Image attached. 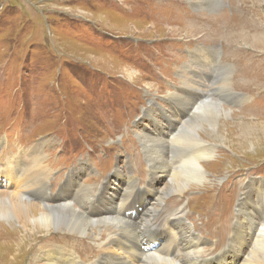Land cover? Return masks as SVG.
Instances as JSON below:
<instances>
[{"label":"rangeland","instance_id":"1","mask_svg":"<svg viewBox=\"0 0 264 264\" xmlns=\"http://www.w3.org/2000/svg\"><path fill=\"white\" fill-rule=\"evenodd\" d=\"M253 1L255 6L250 9L247 0H0V179L9 171L8 159L44 141L45 162L51 164L49 192L59 193L69 172L85 160L89 164L80 178L82 185H105L120 171L125 178L135 177L140 190L147 189L152 166L143 142L149 144L147 136L164 141L160 134L170 130V121L179 123L175 110L181 109L180 104L169 101L167 95L189 91L194 70L191 56L203 48L207 53L213 49L218 55L217 61L209 64L212 91L206 89V102L224 108L222 111L232 116L226 122L235 131L219 130L224 143L200 134L205 140L203 149L215 151L202 162L211 182L165 197L155 222L161 223L168 205L175 211L185 204L187 225L208 243L207 257L215 258V245L226 240V235H220L222 227L215 210L230 207L231 201L219 198L213 208L216 192L212 186L222 190L241 179L264 178V142L251 141L243 151L237 149L245 139L236 124L256 119L264 123V0ZM240 5H244L242 12H238ZM226 52V62L221 63ZM97 57L107 60L99 63ZM241 64L258 66L238 76L239 80H251L249 85L234 81ZM123 66L140 77L130 80L121 74ZM149 109L152 113L146 115ZM164 114L166 119L161 118ZM200 115L202 109L193 116L187 114L188 121L177 126L176 135H183L187 143L198 138L192 127L201 120ZM252 127L255 129L249 132L264 135L255 124ZM179 138L167 153L174 172L184 165L196 144H180ZM210 146L215 149L210 151ZM237 170L246 171L231 178L228 172ZM169 177L168 173L156 174V188L168 193ZM21 188L7 178L0 182V192L21 194ZM97 190L83 191L88 193V201ZM25 199L44 205L32 196ZM227 219V224L234 222L233 217ZM103 226H90L88 236L60 230L22 238L20 224L0 218V264H40L37 260L50 245L54 248L56 242L62 246L71 240L73 252L94 253L95 259H101L108 251L105 241L111 231L105 226L98 234ZM255 241L246 229L236 244L241 248L248 244L250 247L242 250L249 257Z\"/></svg>","mask_w":264,"mask_h":264},{"label":"bare ground","instance_id":"2","mask_svg":"<svg viewBox=\"0 0 264 264\" xmlns=\"http://www.w3.org/2000/svg\"><path fill=\"white\" fill-rule=\"evenodd\" d=\"M213 1L219 3L220 0ZM247 1L248 3L246 4H248L249 8H254V1ZM243 6H239L242 10H238V12L243 11ZM233 8L234 7L231 5L232 11ZM248 11V9L245 10L246 15H250ZM235 14L233 11L232 15ZM247 43H249V41ZM72 48L74 49V47ZM206 48L207 47H205V49ZM223 50H227L225 41L223 42ZM213 51L214 50L211 49V53H207V49L206 52H204L203 48L193 53L190 62L191 65L194 66V70L191 71V76L193 74V77H190V83L193 87L191 86V88H188L190 90H186L184 94L183 91L181 94L172 92L167 95L169 101L179 102L181 109L179 111L175 110L176 114L179 113L177 120L179 123L170 121V130L160 134V136L163 137L161 140L165 142L158 141L146 135L149 144L146 142L143 143H145L148 161L152 166L149 168L147 189L140 190L137 186L135 177L131 176L125 178L120 171L113 176L112 181H110L111 179L106 181L105 185L91 187L82 185L80 184V178L82 173L87 170V168H85L86 165L89 164L88 160H85L69 172L66 182L63 184L59 193L54 194L49 192L51 164H46L45 162L46 157L44 156L42 143L44 141L38 142L27 151L20 152L16 156H12V158L8 159L9 171H7V175H1L2 178L0 182L3 178H7L12 184L15 182L16 184H21L22 188L21 194L0 192V218L7 219L11 223L15 221L20 224L23 230L22 238L28 237V235L34 236L44 232L49 233L60 230H66L76 235L88 236V229L90 226L92 227V225L99 226L104 224L103 227H99L98 234H102L105 226H110L111 228L110 234L107 233V240L105 241L108 251L103 253L101 259H95L93 257L94 253L77 254L73 252L71 248L74 246L71 240L65 241L62 246L56 242L54 243V248H52L53 244L50 245L46 252L42 254L41 260H37V263L264 264V178H249L248 181L241 179L237 181L234 186L228 184V186H226V188L224 187L222 190L218 189V187L216 188V185L212 186L213 191L216 192V197L213 199V208L217 207L219 198L231 201L230 207H218L217 210H215L217 212L216 217L219 219L222 227L220 235H226V240L215 245L213 251L217 253L215 258L207 257L205 247L208 243L195 233V231L198 232L196 229L194 231L193 228H191L192 226L189 227L187 225L188 206H185V204L184 207L176 209L175 211L171 205H168L163 215L160 217L161 223L157 224L155 222L156 216L163 210L164 199L169 197L168 195L184 194L186 189L188 190L192 185L201 187L211 182V179L207 177L205 166L202 162L212 157L215 151L207 153V150L203 149V145H205L203 141L205 140L201 136L202 133L206 134L205 137L217 138L224 143L219 130L223 129L224 132L226 128L227 132H229V129L232 128L233 132L235 131V129L228 126L229 123L226 122L232 116L224 113L222 111L224 108L220 110V107H218L216 103L215 105L214 102L212 103L210 100L206 102L208 95L206 89L210 88L212 91L209 64L215 63L218 55L217 51ZM227 53L228 52H226V54L224 53L221 63L226 62L225 57ZM244 58L245 57L240 53L239 59L243 60ZM94 59L99 63L107 60L105 57H97ZM184 68L188 69V66ZM252 68L258 69V66L253 67L248 64L247 66L241 64V67L237 68V75L234 77V81L237 83L240 82V85H249L248 83L251 82V80H239L238 76L249 74ZM121 74L130 78V80H135V78L140 77L138 72L126 66L122 67ZM208 75L210 76L209 78ZM229 85L231 86V84ZM187 93H191V96L187 97ZM200 109H202V115H200L201 120L192 127V130L197 133L199 137L196 139H189L196 144L193 145L194 148L191 149L190 156L183 161L184 165L174 172L176 170L175 166L174 164H168L169 155L167 157V153L170 152V149L173 147L172 143L177 137H180V144L192 143L190 141V143H187L188 141L185 142L183 135H176V133H178L177 126L181 125L182 127L188 121L186 115L191 113L193 116ZM151 113L152 110L149 109L146 115H151ZM166 117V114L161 116V118L164 119H166ZM150 120L156 123L153 119H149V122ZM221 121L222 124L220 123ZM249 121L252 123L242 125L236 124L238 128H242V139H245L242 144L237 146V149L241 151H243L246 145L250 144L251 141H257L258 143L264 142V135H257L249 132L255 129L252 127V124H255L256 127L264 131V123L259 122L257 119L255 122ZM156 124L155 128L161 129L160 125ZM152 131H155L154 128ZM204 143L209 144L207 142ZM213 149H215V147L210 146L209 150L212 151ZM200 154L203 155L201 158L202 161L200 159ZM244 171L246 170L231 171L228 173L231 178L236 179L239 175H242ZM160 172L170 175L169 181L171 182V189L168 193H164L156 188L158 183L156 181V174H160ZM252 174L253 173H251V176ZM18 175L19 177L17 179ZM129 185L131 186L130 189L128 187ZM93 187H98V190L96 193L92 194L91 200L88 201V193L83 191L91 190ZM24 193H28V195L25 196L27 199H30V196H32L35 199L41 200L44 205L31 203L25 199L23 196ZM231 193H233V197ZM235 201L236 211L235 214H232L233 203ZM223 215L226 216V218H223ZM227 217H233L234 222L232 224L228 222L227 224ZM90 220H98L101 222L95 223L96 221ZM239 220L244 223L240 224ZM246 229L249 232L250 239L254 237L256 239L249 257L244 254L245 250L242 249L245 248L247 250L250 246L245 244L244 248H241L236 244L237 239H241V235ZM228 234H230V237H227ZM94 244L100 245L98 242ZM47 260L49 262H47Z\"/></svg>","mask_w":264,"mask_h":264}]
</instances>
